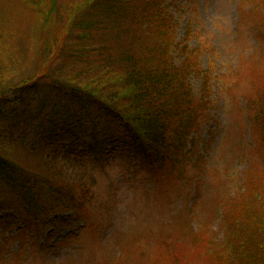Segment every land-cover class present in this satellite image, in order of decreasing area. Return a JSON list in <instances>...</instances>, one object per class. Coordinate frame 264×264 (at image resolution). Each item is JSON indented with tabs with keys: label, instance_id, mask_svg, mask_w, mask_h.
<instances>
[{
	"label": "trees",
	"instance_id": "trees-1",
	"mask_svg": "<svg viewBox=\"0 0 264 264\" xmlns=\"http://www.w3.org/2000/svg\"><path fill=\"white\" fill-rule=\"evenodd\" d=\"M169 1L20 0L30 35L16 24L18 8L0 9V209L28 212L44 226L64 222L63 215L85 218L94 180L78 170L84 156L75 148L82 142L71 140L65 149L63 140L82 114L91 119L95 140L96 121H108L113 133L104 135L103 150L118 142L153 174L208 165L199 135L218 108V78L202 65L199 47L177 39ZM60 32L74 44L59 43ZM27 52L43 71L29 72ZM254 102L247 116L264 133V105L251 112ZM259 175L263 185L264 172ZM240 196L223 200L231 234L224 255L218 249L207 255L225 264H264V197L259 207L236 206ZM192 224H182L187 236L210 242L211 234Z\"/></svg>",
	"mask_w": 264,
	"mask_h": 264
},
{
	"label": "rangeland",
	"instance_id": "rangeland-1",
	"mask_svg": "<svg viewBox=\"0 0 264 264\" xmlns=\"http://www.w3.org/2000/svg\"><path fill=\"white\" fill-rule=\"evenodd\" d=\"M18 1L0 0V9L18 8L16 24L30 35L27 8ZM167 6L177 39L185 37L199 47L202 65H211L218 78V108L199 135L208 165L153 174L118 142L103 150L104 135L113 133L107 120L96 121L95 140L91 119L75 117L73 132L63 140L65 149L71 140L82 142L75 148L84 156L78 170L94 180L85 218L63 215L64 222L44 226L28 212L0 209V264H225L207 255L216 249L224 255L231 238L228 220L222 218L223 200L243 194L236 206L259 207L264 197L259 175L264 172V133L258 125L251 127L247 116L250 101H257L251 112L264 105V0H171ZM58 40L72 42L62 32ZM23 64L32 72L38 58L27 52ZM91 145H97L96 151H88ZM185 220L211 234L210 242L198 244L188 237Z\"/></svg>",
	"mask_w": 264,
	"mask_h": 264
}]
</instances>
